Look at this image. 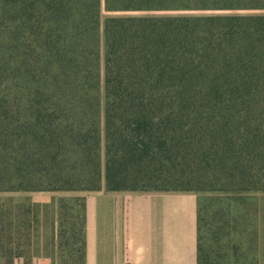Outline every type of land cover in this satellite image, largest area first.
I'll use <instances>...</instances> for the list:
<instances>
[{
    "label": "trees",
    "instance_id": "16d2710c",
    "mask_svg": "<svg viewBox=\"0 0 264 264\" xmlns=\"http://www.w3.org/2000/svg\"><path fill=\"white\" fill-rule=\"evenodd\" d=\"M180 11L203 14L125 15ZM244 11L264 0H0L1 264H86L85 196L20 192H206L202 180L226 204L212 241L253 226L256 243L264 13ZM200 212L197 264H217L229 256L200 245Z\"/></svg>",
    "mask_w": 264,
    "mask_h": 264
},
{
    "label": "crops",
    "instance_id": "0c3cea01",
    "mask_svg": "<svg viewBox=\"0 0 264 264\" xmlns=\"http://www.w3.org/2000/svg\"><path fill=\"white\" fill-rule=\"evenodd\" d=\"M85 204L86 264H197L194 193L102 189L88 192ZM31 264L52 261L35 257Z\"/></svg>",
    "mask_w": 264,
    "mask_h": 264
},
{
    "label": "rangeland",
    "instance_id": "374dc122",
    "mask_svg": "<svg viewBox=\"0 0 264 264\" xmlns=\"http://www.w3.org/2000/svg\"><path fill=\"white\" fill-rule=\"evenodd\" d=\"M203 14V12H138V13H126L125 15H137V16H162V15H189V14ZM239 14H263L264 11H244V12H235ZM119 14L106 12L104 9L101 11V19H105L107 16H116ZM1 42V40H0ZM2 77L5 75H0V93H5V86L8 82L6 80L3 82ZM11 84L8 83L6 87H10ZM194 186H198L203 191L206 192H197L194 193L197 199L198 207L201 208L200 216L202 217V221L200 222V230L198 232L199 243L204 248L207 249L210 247V251L213 256H218L216 259L219 260L220 256L228 255L219 261L217 264H223L224 262L233 264V261H236V264H253V257L256 264H264V194L254 195L253 201L256 202V207L253 206L252 209H249V205L246 206L248 209V213L251 214L248 222L246 223H256L258 230V237L256 243L253 242V226H248L243 231L233 232L230 237L223 238L219 243H215L212 241L210 228H212L211 223V215L212 210L217 206V204L225 206V200L223 197L217 196L216 193L209 192L208 190L213 187L212 184H208L207 182H202V180L197 181ZM208 189V190H204ZM79 195L85 196L87 192H71V193H63V192H50V191H40V192H27V193H11L10 195L15 196L17 198H26L30 197H41L43 196L48 202L52 203V201L57 200L60 196L63 195ZM33 200V199H32ZM43 203V202H40ZM241 224L244 223L243 219H239ZM206 224V225H205ZM209 224V225H208ZM232 225V222L230 223ZM254 255V256H253ZM225 260V261H224ZM22 261V260H21ZM1 264V263H0Z\"/></svg>",
    "mask_w": 264,
    "mask_h": 264
}]
</instances>
